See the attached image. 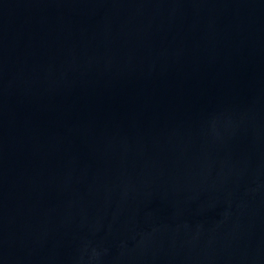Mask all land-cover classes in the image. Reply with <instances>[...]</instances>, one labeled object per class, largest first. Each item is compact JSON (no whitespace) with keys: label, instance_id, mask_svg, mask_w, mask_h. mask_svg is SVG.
Wrapping results in <instances>:
<instances>
[{"label":"water","instance_id":"obj_1","mask_svg":"<svg viewBox=\"0 0 264 264\" xmlns=\"http://www.w3.org/2000/svg\"><path fill=\"white\" fill-rule=\"evenodd\" d=\"M0 264H264V0H0Z\"/></svg>","mask_w":264,"mask_h":264}]
</instances>
